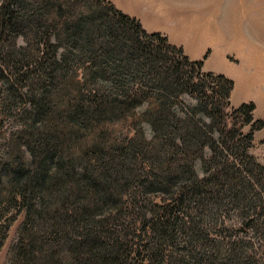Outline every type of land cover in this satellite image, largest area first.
<instances>
[{
  "label": "trees",
  "instance_id": "obj_1",
  "mask_svg": "<svg viewBox=\"0 0 264 264\" xmlns=\"http://www.w3.org/2000/svg\"><path fill=\"white\" fill-rule=\"evenodd\" d=\"M202 67L108 0H0L2 264H264V122Z\"/></svg>",
  "mask_w": 264,
  "mask_h": 264
},
{
  "label": "rangeland",
  "instance_id": "obj_2",
  "mask_svg": "<svg viewBox=\"0 0 264 264\" xmlns=\"http://www.w3.org/2000/svg\"><path fill=\"white\" fill-rule=\"evenodd\" d=\"M110 1L139 15L148 9L141 0ZM181 13L186 15L192 30L188 31L179 22ZM156 21L171 31L170 37L175 38V43L183 47L191 60L203 62L204 72L223 75L234 82L230 98L232 107L251 102L256 107L254 117L264 122V0H178L168 12H160ZM180 99L184 106L193 103L187 96ZM142 130L144 135H149L148 125L144 124ZM253 143L249 154L264 165V128L255 134ZM195 169L200 178L199 165ZM220 216L225 221V229L233 227L230 223L241 225L245 220L233 209L221 212ZM20 220L19 217L7 233L0 251V264L14 240ZM204 225L208 226L207 223ZM224 235L230 236L232 232L227 231ZM259 250H264V244Z\"/></svg>",
  "mask_w": 264,
  "mask_h": 264
},
{
  "label": "crops",
  "instance_id": "obj_3",
  "mask_svg": "<svg viewBox=\"0 0 264 264\" xmlns=\"http://www.w3.org/2000/svg\"><path fill=\"white\" fill-rule=\"evenodd\" d=\"M110 1V0H108ZM143 3H145L148 6L147 11H144L142 14H136L131 10H123L121 9L114 1H110L115 7H117L120 11H122L124 14L129 15L131 17H135L138 19L143 26V28L148 32V33H161L162 35L166 36L169 43L175 46H179L175 43L173 39L174 37H170V30L167 28H164L162 26H159L157 23L156 19L159 15L160 12L164 13L168 12L170 9L173 8V2H177L178 0H141ZM181 20L179 22L184 25V28L187 29L188 31L192 30L193 27L189 26L188 19L185 14L181 13L180 14ZM184 29V30H185ZM182 47V46H179ZM183 48V47H182ZM184 50V49H183ZM185 53V52H184ZM186 55V54H185Z\"/></svg>",
  "mask_w": 264,
  "mask_h": 264
}]
</instances>
